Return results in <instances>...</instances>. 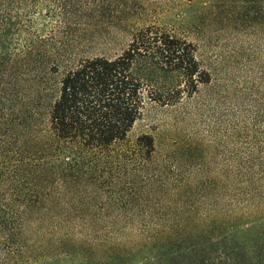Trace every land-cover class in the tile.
<instances>
[{"label": "trees", "instance_id": "obj_1", "mask_svg": "<svg viewBox=\"0 0 264 264\" xmlns=\"http://www.w3.org/2000/svg\"><path fill=\"white\" fill-rule=\"evenodd\" d=\"M134 17L130 0H0V264H264V132L234 127L250 148L233 156L229 214L213 185L150 174L151 136L129 140L148 106L211 82L185 36ZM113 27L129 36L118 55H79ZM31 222L60 233L28 240Z\"/></svg>", "mask_w": 264, "mask_h": 264}, {"label": "rangeland", "instance_id": "obj_2", "mask_svg": "<svg viewBox=\"0 0 264 264\" xmlns=\"http://www.w3.org/2000/svg\"><path fill=\"white\" fill-rule=\"evenodd\" d=\"M130 4L134 25L164 27L193 43L211 82L175 109L148 106L128 138H153L155 167L150 174L160 168L172 186L213 185L216 212L229 214L233 156L250 148L244 131L236 138L234 127L245 126L249 138L253 132H264V121L259 129L255 126L253 109L264 107V0H130ZM128 41L120 27L103 29L78 47L79 55L113 58ZM26 214L35 218L49 215V210L34 208ZM59 233L31 222L25 237L49 242ZM88 233L77 238L85 240ZM127 238L134 240L131 234Z\"/></svg>", "mask_w": 264, "mask_h": 264}]
</instances>
